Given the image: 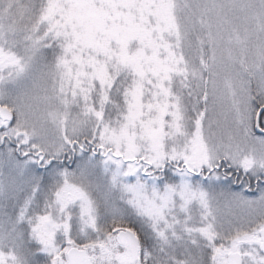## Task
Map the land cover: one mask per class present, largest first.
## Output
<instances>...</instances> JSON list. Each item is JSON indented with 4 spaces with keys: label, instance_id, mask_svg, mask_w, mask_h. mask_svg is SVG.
Here are the masks:
<instances>
[{
    "label": "snow or ice",
    "instance_id": "snow-or-ice-1",
    "mask_svg": "<svg viewBox=\"0 0 264 264\" xmlns=\"http://www.w3.org/2000/svg\"><path fill=\"white\" fill-rule=\"evenodd\" d=\"M0 264H264V0H0Z\"/></svg>",
    "mask_w": 264,
    "mask_h": 264
}]
</instances>
